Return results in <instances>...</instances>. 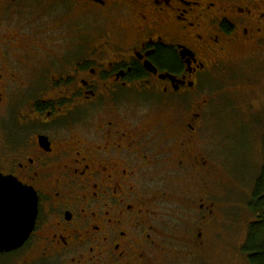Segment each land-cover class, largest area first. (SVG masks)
<instances>
[{
    "label": "flooded vegetation",
    "instance_id": "obj_1",
    "mask_svg": "<svg viewBox=\"0 0 264 264\" xmlns=\"http://www.w3.org/2000/svg\"><path fill=\"white\" fill-rule=\"evenodd\" d=\"M247 47L264 51V0H0V175L38 197L0 264H169L161 183L186 175L201 220L185 248H204L205 82Z\"/></svg>",
    "mask_w": 264,
    "mask_h": 264
},
{
    "label": "rangeland",
    "instance_id": "obj_2",
    "mask_svg": "<svg viewBox=\"0 0 264 264\" xmlns=\"http://www.w3.org/2000/svg\"><path fill=\"white\" fill-rule=\"evenodd\" d=\"M240 51L229 64L211 70L205 82L204 97L210 99L205 109L208 124L205 148L198 150L205 158L197 157L192 162L196 170L212 166L213 176L205 182L206 190L199 193L213 213L203 224L206 246L196 248L198 252L190 253L185 246L197 244L193 223L198 225L201 220L197 216L200 202L194 201L193 194L200 179L186 175L161 183L163 189L177 195L156 211L158 229L170 235L176 231L179 236L178 252L167 258L169 264H248L244 244L253 216L247 204L263 161L264 65L260 70L259 62H264V51L252 47ZM260 54L262 61L258 60ZM189 170L193 172L192 166ZM161 243L164 246L165 240ZM163 263L167 264L165 258Z\"/></svg>",
    "mask_w": 264,
    "mask_h": 264
},
{
    "label": "water",
    "instance_id": "obj_3",
    "mask_svg": "<svg viewBox=\"0 0 264 264\" xmlns=\"http://www.w3.org/2000/svg\"><path fill=\"white\" fill-rule=\"evenodd\" d=\"M38 212L36 192L0 175V251L24 244L34 229Z\"/></svg>",
    "mask_w": 264,
    "mask_h": 264
},
{
    "label": "trees",
    "instance_id": "obj_4",
    "mask_svg": "<svg viewBox=\"0 0 264 264\" xmlns=\"http://www.w3.org/2000/svg\"><path fill=\"white\" fill-rule=\"evenodd\" d=\"M262 140L264 143V137ZM262 152L263 161L257 169L258 173L255 175L252 192L247 204L248 210L253 216L248 225V235L244 244L248 264H264V145Z\"/></svg>",
    "mask_w": 264,
    "mask_h": 264
}]
</instances>
